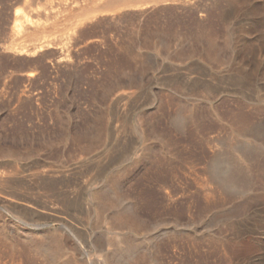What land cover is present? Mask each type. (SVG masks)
I'll list each match as a JSON object with an SVG mask.
<instances>
[{"label": "rangeland", "instance_id": "374dc122", "mask_svg": "<svg viewBox=\"0 0 264 264\" xmlns=\"http://www.w3.org/2000/svg\"><path fill=\"white\" fill-rule=\"evenodd\" d=\"M110 1L0 0V264H264V0Z\"/></svg>", "mask_w": 264, "mask_h": 264}, {"label": "bare ground", "instance_id": "6f19581e", "mask_svg": "<svg viewBox=\"0 0 264 264\" xmlns=\"http://www.w3.org/2000/svg\"><path fill=\"white\" fill-rule=\"evenodd\" d=\"M110 1V0H109ZM117 1V0H116ZM111 2V1H110ZM114 2V1H113ZM83 3V2H82ZM86 3V2H85ZM66 5H68V3L66 4ZM79 5V4H78ZM69 6V5H68ZM67 6V7H68ZM76 6V5H75ZM74 6V7H75ZM66 7V8H67ZM63 8V7H62ZM78 8V7H77ZM68 9V8H67ZM70 10H72V9H70ZM67 11V10H66ZM72 12V11H71ZM138 12V11H137ZM68 13V12H67ZM66 13V14H67ZM81 13H82V15H84L85 14V11H84V13H83V10H81ZM65 14V15H66ZM16 16H17V14H15ZM107 15V14H106ZM121 15V14H120ZM64 17H66V16H64ZM16 18H18V17H16ZM80 19V18H79ZM19 20V19H18ZM23 20V19H22ZM61 20V19H60ZM64 20H65V18H64ZM98 20V19H97ZM24 21V20H23ZM24 22H19L18 21V23L16 22L15 23V27L14 28H16V31H17V33H19L20 32V29H21V27H23V24ZM26 23V22H25ZM56 23V22H55ZM72 23V22H71ZM27 24V23H26ZM29 24H30V21H29ZM28 24V25H29ZM53 24V23H52ZM28 25H25V28H29L28 27ZM42 25V24H41ZM88 25V24H87ZM30 26V25H29ZM38 26V25H37ZM65 26V25H64ZM35 27V26H34ZM39 27V26H38ZM37 27V28H38ZM52 27V26H51ZM79 27V26H78ZM37 28H34L35 30L37 29ZM45 29V28H44ZM85 29H86V27H85ZM22 30V29H21ZM33 31V30H32ZM26 32V31H25ZM30 31H28V33H29ZM35 32V31H34ZM37 32V31H36ZM75 32V31H74ZM16 33V34H17ZM69 33V32H68ZM67 33V34H68ZM77 33V32H76ZM27 34V33H26ZM30 34V33H29ZM72 34V33H71ZM70 35V34H69ZM63 36V35H62ZM76 37V36H75ZM54 38V37H53ZM65 38V37H64ZM68 38V37H67ZM79 38V37H78ZM31 40V39H30ZM32 40H33V38H32ZM42 40H44V39H42ZM52 40V39H51ZM39 41V40H38ZM48 41V40H47ZM53 41V40H52ZM52 41H50V42H52ZM58 41V40H57ZM59 42V41H58ZM28 43V42H27ZM32 42H30V44H31ZM39 43V42H38ZM61 43V42H60ZM33 44V43H32ZM31 44V47H17L18 48V50H17V53L19 54V55H24V56H26L25 58H27V57H33V60L35 59V55H39V53L40 52H42L43 50H45V49H47V48H49L50 47V45L51 44H49V42H45L44 43V41L42 42V43H39L38 45H36V44H34V45H32ZM62 44V43H61ZM61 44H60V46H61ZM67 44V43H66ZM53 45V44H52ZM57 45V44H56ZM59 45V44H58ZM64 45V44H63ZM70 46V45H69ZM71 47V46H70ZM52 48V47H51ZM50 48V49H51ZM15 49H16V47H15ZM59 49V48H58ZM49 50V49H48ZM56 50H57V48H56ZM74 50V49H73ZM50 51V50H49ZM63 51V50H62ZM65 51V50H64ZM46 52V51H45ZM68 52V51H67ZM14 53V52H13ZM47 53H49V52H47ZM54 53H55V50H54ZM60 53V52H59ZM71 53V52H70ZM41 54V53H40ZM45 54V53H44ZM62 55L64 54V53H61ZM52 55V54H51ZM55 55V54H54ZM18 55H16L15 57H17ZM45 56H46V54H45ZM59 56V55H58ZM65 56H66V53H65ZM42 57V56H41ZM57 57V56H56ZM66 57H68V56H66ZM18 58V57H17ZM40 58V57H39ZM62 58V57H61ZM13 59V58H12ZM14 59H16V58H14ZM21 59V58H20ZM29 59H31V58H29ZM44 59V58H43ZM49 60V59H48ZM53 60V59H52ZM60 60V59H59ZM63 60V59H62ZM68 60V59H67ZM26 61V60H25ZM31 61H32V59H31ZM36 61V60H35ZM55 61H56V59H55ZM64 61V60H63ZM63 61H62V63H63ZM29 62V61H28ZM61 62V61H60ZM60 62H58V63H60ZM64 63H65V61H64ZM54 64V63H53ZM61 64V63H60ZM51 65V64H50ZM62 65V64H61ZM57 66V65H56ZM56 68V67H55ZM29 70V69H28ZM30 72H31V70H30ZM27 73H29V72H27ZM26 74V73H25ZM30 74V73H29ZM32 76V75H31ZM31 76H30V79H31ZM27 77V76H26ZM28 81H30V80H28ZM28 84H29V82H27ZM25 86H26V84H25ZM28 86H30V85H28ZM29 89V88H28ZM32 89V88H31ZM25 90V89H24ZM34 90H36V89H34ZM33 90V91H34ZM23 92V91H22ZM36 93V92H35ZM25 94V93H24ZM32 94H34V92H32ZM26 95H28V90H27V93H26ZM36 95V94H35ZM34 95V96H35ZM38 96V95H37ZM24 96H22V98H23ZM30 97V96H29ZM32 97H33V95H32ZM36 97V96H35ZM35 97H34V99H35ZM28 98V97H27ZM26 98V99H27ZM31 98V97H30ZM40 98V97H39ZM29 99V98H28ZM32 99V98H31ZM36 100V99H35ZM27 101V100H26ZM31 100L29 99V102H30ZM33 101V100H32ZM37 102V101H36ZM13 170H14V168H13ZM16 170V169H15ZM15 170H14V172H15ZM13 172V171H12ZM42 172V171H41ZM46 172V171H45ZM45 172H44V174H45ZM54 173V172H53ZM51 174V173H50ZM2 175V174H1ZM8 175H10V174H8ZM12 175V174H11ZM54 176H55V174H54ZM3 177V176H2ZM0 178H1V176H0ZM12 181H15V180H12ZM40 181L41 182H43V183H50V175L49 176H47V174H45V175H43V174H40ZM2 183H3V181H1ZM5 182V181H4ZM15 183V182H14ZM1 184V183H0ZM9 184H10V182H9ZM2 186V185H1ZM0 203H1V201H0ZM3 203H4V201H3ZM237 236V235H236ZM227 238V237H226ZM229 238H230V236H229ZM229 240V239H228ZM56 245V244H55ZM226 245V244H225ZM263 248H264V244H263ZM222 252V251H221ZM229 252V251H228ZM227 254V253H226ZM229 254V253H228ZM230 255V254H229ZM226 258V257H225ZM21 259V258H20ZM223 259H224V256H223ZM227 259V258H226ZM225 260V259H224Z\"/></svg>", "mask_w": 264, "mask_h": 264}]
</instances>
